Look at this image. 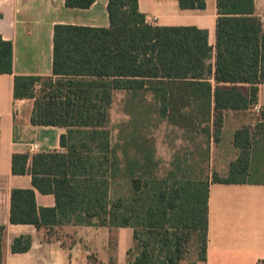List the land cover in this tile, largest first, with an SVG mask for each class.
Masks as SVG:
<instances>
[{
	"label": "trees",
	"instance_id": "trees-1",
	"mask_svg": "<svg viewBox=\"0 0 264 264\" xmlns=\"http://www.w3.org/2000/svg\"><path fill=\"white\" fill-rule=\"evenodd\" d=\"M95 1L66 0V6L88 9ZM178 1L184 10L206 8L205 0ZM217 7L214 70L207 30L152 25L139 0H109V27L55 26L53 75L16 76L14 96L35 100L33 125L66 129V151L36 154L30 169L29 155H15L13 172L29 171L34 188L54 194L56 206L40 208L34 189H14L12 224L34 225L48 241L54 225L71 222L132 228L128 255L140 251L127 264H182L192 241L198 260H206L210 184L246 182L257 132L237 130L241 153L228 177L213 172L202 179L178 161L160 178L153 138L141 133L139 117L121 126L116 142L110 123L115 92L130 95L127 109L133 111L150 94L146 108L172 126L206 136L210 159L222 112L250 109L264 84V20L255 14V0H217ZM13 55V43L0 35V74L13 73ZM31 245L21 236L12 251L25 253Z\"/></svg>",
	"mask_w": 264,
	"mask_h": 264
},
{
	"label": "crops",
	"instance_id": "crops-1",
	"mask_svg": "<svg viewBox=\"0 0 264 264\" xmlns=\"http://www.w3.org/2000/svg\"><path fill=\"white\" fill-rule=\"evenodd\" d=\"M205 1L206 8L201 10L181 9L178 0H139V3L152 25L207 30L213 48L209 63L214 70L218 7L217 0ZM108 3L109 0H96L90 8L79 9L67 7L66 0H0V35L14 47L13 73L0 74V226L4 227L0 264L128 263V252L134 246L132 228L100 227L95 221L92 225L71 222L54 225L53 239L48 241L45 232L34 225L10 221L14 189H34L40 208L56 206L54 194H43L34 188L29 171L13 172L14 156L29 155L30 169L34 155L66 151L61 146L65 128L32 124L35 100L15 98V77H51L55 26L109 27ZM255 14L264 20V0H255ZM210 80L214 83L213 76ZM118 92L121 91L115 92L114 100ZM258 96L256 104L263 111L264 84L260 85ZM261 114L253 106L222 112L219 139L212 146L213 169L220 176L228 177L230 164L241 153L234 142L237 130L248 128L256 132L258 125L264 127ZM259 134L252 145L246 182L210 184L207 256L205 261L197 259L194 264H264V128ZM21 236L31 238V248L25 253H14L12 243Z\"/></svg>",
	"mask_w": 264,
	"mask_h": 264
},
{
	"label": "rangeland",
	"instance_id": "rangeland-1",
	"mask_svg": "<svg viewBox=\"0 0 264 264\" xmlns=\"http://www.w3.org/2000/svg\"><path fill=\"white\" fill-rule=\"evenodd\" d=\"M130 95L125 92H118L115 95L113 107L111 109L110 128L113 133L114 142L117 141L121 126H127L134 116L139 117L141 121L142 134H147L152 137L155 147V159L158 163L156 175L160 178L165 177L170 171L174 170L175 164L182 161L184 166H193L195 174L200 178L205 179L215 172L212 161V146L211 144L210 159L207 161V139L201 132H187L184 129L172 126L167 120L161 118L157 113H153L146 105L151 104V95L145 96L141 107L135 111L127 109ZM145 107V108H143ZM147 110H151V114L145 115ZM262 118V117H261ZM149 119V121H147ZM263 119V118H262ZM263 126V124H261ZM256 135H260L257 128ZM214 158V156H213ZM139 249H134L131 252V258L139 254ZM129 257V259H130ZM198 259L196 245L194 241L190 242L186 249L184 264H194Z\"/></svg>",
	"mask_w": 264,
	"mask_h": 264
},
{
	"label": "built area",
	"instance_id": "built-area-1",
	"mask_svg": "<svg viewBox=\"0 0 264 264\" xmlns=\"http://www.w3.org/2000/svg\"><path fill=\"white\" fill-rule=\"evenodd\" d=\"M253 109H254V111L257 112V113H261V112H262V108H261L259 105H257V104H254V105H253ZM35 147L37 148L38 145H35Z\"/></svg>",
	"mask_w": 264,
	"mask_h": 264
}]
</instances>
